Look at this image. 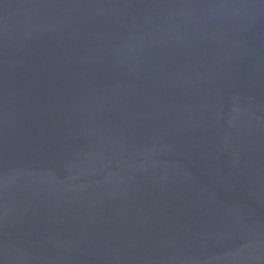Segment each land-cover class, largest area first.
Returning <instances> with one entry per match:
<instances>
[{
	"label": "water",
	"instance_id": "95a60500",
	"mask_svg": "<svg viewBox=\"0 0 264 264\" xmlns=\"http://www.w3.org/2000/svg\"><path fill=\"white\" fill-rule=\"evenodd\" d=\"M0 264H264V0H0Z\"/></svg>",
	"mask_w": 264,
	"mask_h": 264
}]
</instances>
